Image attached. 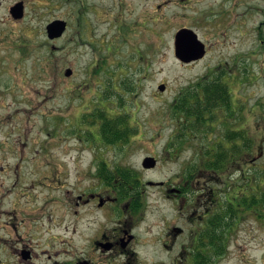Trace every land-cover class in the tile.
<instances>
[{"label":"flooded vegetation","instance_id":"af4514ba","mask_svg":"<svg viewBox=\"0 0 264 264\" xmlns=\"http://www.w3.org/2000/svg\"><path fill=\"white\" fill-rule=\"evenodd\" d=\"M240 58L211 68L230 73L220 83L228 95L217 100L223 104L214 107L212 99L196 104L191 127L173 130L176 143L167 145L163 159H179L186 139L193 152L168 181L142 176L156 169L154 155L155 166L145 168L141 161L140 170L114 160L117 146L101 143L100 127L90 130L88 139L78 136L79 127L72 133L89 146L69 161L64 143L71 133L62 138L44 128L43 136L23 134L19 112L2 111L0 103V264H219L225 259L243 210L262 213L256 211L264 130L254 121L258 114L243 106L239 85L244 81L234 79ZM149 188L160 189L170 211Z\"/></svg>","mask_w":264,"mask_h":264},{"label":"rangeland","instance_id":"374dc122","mask_svg":"<svg viewBox=\"0 0 264 264\" xmlns=\"http://www.w3.org/2000/svg\"><path fill=\"white\" fill-rule=\"evenodd\" d=\"M18 2L24 14L14 21L8 9ZM210 11L215 19L207 16ZM0 19L5 21L0 24L2 111L19 112L23 134L43 136L44 128L62 138L71 133L64 143L69 161L80 156L84 144L88 151L89 142H78L72 134L78 127V136L88 139L90 130L101 129V114L107 120L126 114L129 135L125 143H110L118 151L112 158L140 170L143 158L154 155L156 169L142 176L170 180L193 152L186 139L179 159H163L167 145L176 143L173 130L186 128L180 127L184 116L178 120L172 114L171 103L212 67L234 65L238 54L234 72L244 81L239 85L246 98L243 106L262 118L254 121L264 130V0H0ZM56 19L66 21L67 29L51 41L45 26ZM182 28L193 30L209 46L205 57L190 65L173 54L174 35ZM160 84L164 92L158 91ZM234 86L236 90L238 84ZM262 152L264 167V140ZM259 191L264 199V183ZM148 192L170 211L160 189ZM243 213L219 264H264L262 201L256 211L261 217L247 209Z\"/></svg>","mask_w":264,"mask_h":264},{"label":"trees","instance_id":"16d2710c","mask_svg":"<svg viewBox=\"0 0 264 264\" xmlns=\"http://www.w3.org/2000/svg\"><path fill=\"white\" fill-rule=\"evenodd\" d=\"M220 71L214 73H208L204 77L200 78L198 80L199 84H192L184 91L178 95L177 100L173 101L172 104V114L177 117L179 120L180 115L184 116L185 119V125H183V122H180V127H191V116L196 117L197 114L194 112V106L201 105V104H209L211 103V99L213 102V106L215 107L217 104L222 105L223 100L217 101L218 99H221V97H225V99L228 97V95L225 93V96L223 94L224 87L220 85L223 81H226L230 73L224 69H221ZM235 80H238L237 76L234 78ZM245 80L248 79V77H244ZM218 82V86L216 83ZM201 83V84H200ZM201 91V92H198ZM198 112V111H197ZM104 114H101V118L103 119L101 124V140L102 144L105 142V144L110 143H125L127 141L129 130L128 127L125 124V115L122 117V114H118L120 116H117L116 119L107 120L104 119L106 116ZM201 119H198V121ZM218 119L214 116L213 121H217ZM264 178V176H263ZM262 201V207L264 208V199L261 198Z\"/></svg>","mask_w":264,"mask_h":264},{"label":"water","instance_id":"95a60500","mask_svg":"<svg viewBox=\"0 0 264 264\" xmlns=\"http://www.w3.org/2000/svg\"><path fill=\"white\" fill-rule=\"evenodd\" d=\"M11 13L15 19L22 17V4L19 3L14 6ZM66 28V23L61 20H55L46 26L47 36L49 39H55L60 37ZM203 45L197 40V36L187 29L178 31L175 35V56L178 60L183 62H190L192 60L199 59L203 56ZM65 76L71 75V70L65 71ZM165 89L164 85L158 87L159 91ZM155 164L153 158H145L143 161V167L151 168Z\"/></svg>","mask_w":264,"mask_h":264}]
</instances>
